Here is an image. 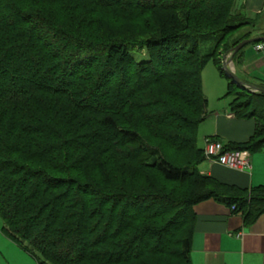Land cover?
<instances>
[{"label": "trees", "instance_id": "obj_1", "mask_svg": "<svg viewBox=\"0 0 264 264\" xmlns=\"http://www.w3.org/2000/svg\"><path fill=\"white\" fill-rule=\"evenodd\" d=\"M99 1L97 5L104 7L118 6L124 1L136 10L154 14L157 29L145 38L115 39L103 44L114 51L106 56L104 64L106 72L103 74L108 73L104 76H108L109 80L103 94L97 92L96 88L87 93L85 106L88 110L99 111L101 107L107 109L108 103L112 102L113 114L103 117L105 125L111 129L117 127L114 117L120 110H137L134 113H140L139 120L152 123L157 130L139 126V123L137 127L145 132L150 130V134L168 148L151 146L141 130L128 128L119 133L121 144L116 141L112 143L131 146V151L118 150L117 155L122 154L123 158L130 163L136 162L142 169L153 170L165 185L185 184L189 191L185 197L167 196L152 190L103 196L101 208L105 207L108 199L112 200L111 220L96 237L97 224H91L92 220L100 217L98 224H102L105 218L99 206L93 204L91 208L85 207L79 192H74L73 187L64 188L47 199L51 191L59 189L57 182L60 180L45 173H38H41V178L34 173L20 177L19 172H24L25 167L15 159L21 154L17 141L20 135H51V131L46 124L32 126L19 123L13 109V120L7 121L6 117L12 112L10 106L35 92L66 95V91L74 87L75 73L84 65L94 62L96 56L95 48L87 38L77 39L68 30H58L51 19L42 18V15L34 18L17 4L9 2L0 9V217L4 222L3 232L10 239L27 242L39 252L42 255L40 264H191V244L196 224L194 207L197 204L209 199L216 200L234 213H242L246 225H251L264 213V188L242 190L222 184L198 170V166L207 160L204 150L198 147L197 132L200 124L210 117L201 76L209 61H213L219 73L230 80L226 97L231 99L234 116L244 120L255 119L256 122L255 135L248 143L231 147L225 145L226 150L251 153L264 145V94L240 89L216 58V45L224 43L222 36L225 38L233 33L236 24L227 23L207 32L194 27L204 17L210 21L206 24L212 25L224 16L237 18L240 15L234 13V0H220V3L218 0H143L139 4L136 0ZM193 13L199 15L195 20ZM244 23L246 27L251 26L249 22ZM27 39L44 42L41 50L61 46L60 52H53L50 60L56 61L65 55L62 64L55 65L54 70L49 66L45 68L41 63L46 61V56H43L45 59L38 57L40 50H36V54L27 47ZM248 39H252V34L247 30L228 50L233 51L240 42ZM201 41L214 44L207 55L200 50ZM17 42L22 45L17 47ZM229 45L227 42L226 46ZM244 48L233 56L235 63L241 64ZM144 50L149 59L138 63L133 55ZM31 51L36 57L29 55ZM113 79H119L114 89L111 88ZM162 87L169 89L167 97L173 103L195 108V117L188 118L160 98L155 102L136 103L132 100L138 93L145 96L144 91ZM237 96L245 98L247 104L240 107L234 105L233 99ZM154 107L160 109L150 110ZM239 108L243 111H236ZM163 128L172 129L173 132L169 133ZM54 148H40L34 157L28 154L29 158L24 160L43 159L49 152L61 150ZM167 150L187 154V164L178 166L171 162L166 156ZM135 174L139 175L138 172ZM135 174L134 177H137ZM110 225L117 228H110ZM105 246L110 248L103 249Z\"/></svg>", "mask_w": 264, "mask_h": 264}, {"label": "rangeland", "instance_id": "obj_2", "mask_svg": "<svg viewBox=\"0 0 264 264\" xmlns=\"http://www.w3.org/2000/svg\"><path fill=\"white\" fill-rule=\"evenodd\" d=\"M95 1L3 0L0 4V9L2 6L8 5L9 2H13L17 4L20 9L34 16V18L42 15V18L51 19L55 22L54 24L57 26L56 28L58 30H68L74 33L77 39L87 38L92 42L95 48L94 55L96 56V60L92 63H88L89 65H84L75 73L73 78L74 87L66 91V95L35 92L27 98L21 99L19 103L12 104L16 107H12L11 105L10 110H15L14 114L19 123H24V125L28 123L32 126L46 124L47 128L51 131V135H20V139L17 141L20 144L21 154L15 156L16 160L25 164L24 172H19L20 177H24L29 173H45L61 181L57 182L59 189L51 191L47 199L53 197L59 191L61 192L64 188L73 187L74 192H79V196L84 202L83 205H85V207L91 208L93 204L95 207L99 206V209L103 210L105 213L104 222L98 224L100 217H94L91 223L97 224V231L95 234L97 237L100 235L104 226L111 220L110 210L112 207V200L108 199L109 201L105 203V207L101 208L100 202L103 196H119L127 192L140 193L152 190L167 196L177 195L185 197L189 191V187L185 184L180 186L176 183L165 185L161 181L159 175L153 170L148 168L142 169L136 162L130 163L127 159L123 158L122 154L117 155L118 150L123 152L131 151L129 150L131 146H118L112 143V141H116L121 144L122 137L119 135L121 130L135 128L140 131L141 129L137 127V123H139V126H145L150 130L156 129L154 126L152 127V123L146 124L140 121V113H134L137 110H120V113L114 117L117 127L116 129H111L105 125L103 117L113 114L111 109V106H113L111 105L112 102L108 103L107 109L101 107L99 111L88 110L85 106L88 102L84 101L88 97L87 93L96 88L97 92H102L103 94L109 80L108 76H104L108 73L103 74V72H106L104 64L106 56L110 53H114V51L107 49L108 47L103 44L115 39L131 40L136 37L145 38L152 35V31L157 29L154 26V14L136 10L131 7V5L124 3V1H121V4L118 6L112 7L98 6L97 2L100 1ZM141 1L143 2V0H136L135 2L139 4ZM218 2L220 3V0H218ZM219 5L223 6L221 4ZM232 8L234 13H236V0H234ZM192 16L195 20V17L199 15L193 13ZM198 21L197 23L200 24H194V27L197 28V30L200 29L202 32L215 31L218 27L225 26L227 23L236 24V30L233 33L225 38L222 36L224 43L216 45L218 48L216 58L219 64L220 62L222 63L224 68L225 61L229 62L233 56L232 51L228 50L232 46L231 44L249 30V27L244 25L246 24L244 23L245 19L243 17L226 18V16H224L223 19H218L216 24L212 25L206 24L209 20L205 17ZM24 33L28 36L26 31H24ZM30 41L31 40L28 39L25 40V43L28 45L27 47L31 48L36 54L38 52L36 50H40L41 55L38 56L40 58L46 56V59L43 57L46 61L41 63L45 68L49 66V68L51 67L54 70L55 65L62 64L61 61L65 55L56 61L50 60L54 53L60 52L59 47L61 46L57 45L53 46L52 49L41 50L40 48L43 47L44 42L37 43L36 40ZM205 42L206 41H201L200 43V50L203 55H207L211 48H214L213 43ZM227 42L230 43L229 46H226ZM21 45V42L16 43L17 47ZM32 51L29 52L30 56L34 54ZM133 56L138 63L149 59L145 50L142 52L137 51ZM231 68L233 70V65ZM119 70H121V68H119ZM217 72L219 73L215 63L209 61L201 73L203 93L208 100L207 111L210 116L212 115V111L223 108L224 106L227 107L231 101L230 98L226 97L230 80L224 78L220 73L218 75ZM118 81L119 79L111 80V88L114 89ZM62 86L64 85L62 84ZM67 87L70 89V86ZM168 91L169 89L167 88H155L144 91L145 96L140 93L136 94L132 100L138 103V101L155 102V100L162 99L167 102L168 106L174 107L175 110L184 113L188 118H194L193 112L195 108L190 109L182 103H173L167 97ZM102 100L101 97V101ZM190 100L195 103L194 99L191 98ZM233 102L234 105L240 107L241 105H246L248 101L245 98L237 96L233 99ZM95 107L96 106H94V108ZM158 109H160V107H154L150 110L158 111ZM241 109L239 108L236 111L242 112L243 109ZM13 110L12 112L10 111L9 115L6 117L7 121L12 119ZM248 110L251 111V108L248 107ZM259 114L262 115V113ZM203 124L204 123L198 127L197 133L198 147L204 150L205 137L209 135L210 127L208 124ZM163 129L167 130L169 133L173 132L172 129ZM150 130L149 132H145L143 129L141 131L148 138L151 146L167 147L166 144L160 142V139L154 138L153 134H150ZM148 135L151 137H148ZM60 145H62L61 148ZM44 147H48L49 149L55 147L54 149L59 148L61 150L54 153L49 152L43 159L36 160L37 158H35L33 160H24V158H29L28 154L34 157L33 155L36 152H40V148ZM166 153L168 159L178 166H185L187 164L189 158L187 154L175 153L172 151L168 152V150ZM62 171L64 173H61ZM135 172H138L139 175L135 174ZM41 173L36 176L41 178ZM134 174L137 175V177H134ZM73 198L75 199V197ZM148 222L150 223V221ZM3 226L4 222L0 217V227L2 228ZM110 228L114 229L117 227L116 225L114 227L110 225ZM26 244L28 245V243ZM102 248L108 249L110 247L105 246ZM92 264L100 263L95 262Z\"/></svg>", "mask_w": 264, "mask_h": 264}, {"label": "crops", "instance_id": "obj_3", "mask_svg": "<svg viewBox=\"0 0 264 264\" xmlns=\"http://www.w3.org/2000/svg\"><path fill=\"white\" fill-rule=\"evenodd\" d=\"M235 9L240 17L251 23L248 32L252 34V39L264 36V0H236ZM259 44L264 47V42H261L244 48L241 64L233 61V71L243 83L264 89V49L258 51ZM203 123L210 127L205 140L217 139L230 147L248 143L256 132L255 119L236 118L230 103L212 111ZM263 149L264 145L249 153L250 170L232 171L209 160L200 164L198 170L222 184L242 190L264 188ZM194 212L196 224L191 244V264H264V213L251 225H246L242 213H234L231 208L213 199L197 204ZM3 227H0V264L41 263L39 252L27 242L8 238Z\"/></svg>", "mask_w": 264, "mask_h": 264}, {"label": "built area", "instance_id": "obj_4", "mask_svg": "<svg viewBox=\"0 0 264 264\" xmlns=\"http://www.w3.org/2000/svg\"><path fill=\"white\" fill-rule=\"evenodd\" d=\"M256 49L262 51L264 47L259 44ZM204 152L207 160L226 169L243 172L252 168L251 156L248 151L226 150L225 144L217 139L207 138Z\"/></svg>", "mask_w": 264, "mask_h": 264}, {"label": "water", "instance_id": "obj_5", "mask_svg": "<svg viewBox=\"0 0 264 264\" xmlns=\"http://www.w3.org/2000/svg\"><path fill=\"white\" fill-rule=\"evenodd\" d=\"M264 42V38L259 37V38H254V39H248V40H244L242 42H240L232 51L233 56L238 53L240 50H242L244 47L253 44V43H261ZM233 56L230 59L229 62H226L224 64V70L225 73L227 74V76L232 80V82L234 84H236L240 89L242 90H247L253 93H260V94H264V89L261 88H257L254 86H249L245 83H243L238 76L236 75V73L232 70V65H233Z\"/></svg>", "mask_w": 264, "mask_h": 264}]
</instances>
